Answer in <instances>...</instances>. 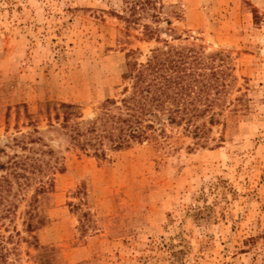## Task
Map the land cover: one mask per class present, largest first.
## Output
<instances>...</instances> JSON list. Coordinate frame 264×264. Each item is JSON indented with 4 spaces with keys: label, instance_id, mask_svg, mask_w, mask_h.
<instances>
[{
    "label": "rangeland",
    "instance_id": "obj_1",
    "mask_svg": "<svg viewBox=\"0 0 264 264\" xmlns=\"http://www.w3.org/2000/svg\"><path fill=\"white\" fill-rule=\"evenodd\" d=\"M163 1L162 38L204 47L231 75L212 94L219 124L207 148L146 142L99 161L46 134L39 109L70 103L94 119L120 93L128 54L144 64L160 44L116 16L121 0H0V148L32 131L27 112L64 157L33 232V189L7 196L0 264H264V0Z\"/></svg>",
    "mask_w": 264,
    "mask_h": 264
},
{
    "label": "trees",
    "instance_id": "obj_2",
    "mask_svg": "<svg viewBox=\"0 0 264 264\" xmlns=\"http://www.w3.org/2000/svg\"><path fill=\"white\" fill-rule=\"evenodd\" d=\"M121 1L122 14L116 16L141 27L143 37L160 45L151 50L144 64L137 63L132 51L128 54L120 93L105 99L92 120H84L74 104L46 102L37 114L46 120L48 130L44 132L64 138L66 150L70 147L99 161L106 160L109 153L146 142L168 151H176V145L188 139L187 151L209 147L211 128L219 124L221 116L213 107L218 106L217 97L226 87L224 79L231 75L219 72L214 66L217 54L206 55L204 47L192 43L175 47L162 38L161 25L165 23L166 30L171 25L164 17L163 0ZM24 116L32 131L0 148V157L7 158L0 162V218L16 213L7 196L14 198L33 189L23 217L26 232L31 233L39 224V198L53 189L52 177L64 170V157L39 135L38 119L27 112ZM5 148L13 154L8 156ZM0 238L4 241L3 236ZM5 259L0 247V262Z\"/></svg>",
    "mask_w": 264,
    "mask_h": 264
}]
</instances>
